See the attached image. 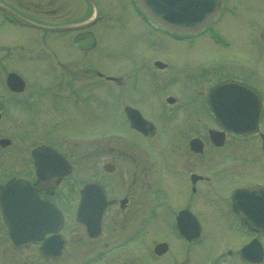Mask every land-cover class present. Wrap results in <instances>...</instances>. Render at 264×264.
Listing matches in <instances>:
<instances>
[{
	"label": "flooded vegetation",
	"instance_id": "obj_1",
	"mask_svg": "<svg viewBox=\"0 0 264 264\" xmlns=\"http://www.w3.org/2000/svg\"><path fill=\"white\" fill-rule=\"evenodd\" d=\"M114 1L118 4L120 12L126 10L134 12L133 7L138 5L136 0ZM222 5L225 12L226 6ZM102 14L106 15L107 19L110 16L106 0H0V26L5 24L29 30L31 38L35 41L36 51L39 54L44 52V56L52 60L54 78L51 92L47 94L36 91L37 97L52 99L51 106L58 109L57 112L63 118L71 109L84 111L92 105L91 112L97 116L102 127L93 132L86 130L77 136L54 134L52 130L51 134H38L37 139L29 140L37 143L28 148L25 146L19 160L13 162V165H18V170L14 173L11 172V161L6 151L11 143L0 146V185H4L11 177L27 181L41 202L42 208H36V213L46 217L44 226H40L45 229L50 227L41 232L37 231L42 236L39 241L22 239L12 242L8 235L9 226L0 207V264H140L139 241L145 245L150 257L158 260L166 254L152 253L158 242L167 241L169 249L182 250L187 245H196L210 232L211 215L206 212L200 213L197 206L200 205L198 201L204 200L209 203L227 201V207L225 204L217 207L221 227L230 235V238L224 241L230 245H223L226 254L221 253V258L227 259L229 263L222 264H251L240 258L238 250L255 234L242 227L229 209L232 190L235 187L248 186L253 181L227 188L224 180L248 165L250 157L260 160L256 155L250 156L248 148L253 143L259 154L260 136L257 132L239 136L223 130L206 103L207 91L216 82L232 78L249 83L248 79L230 74L216 75V80L202 86L197 79H201L203 74H191L197 77L196 81L188 75L187 78L192 79L194 85L191 86V92L188 90L183 92L185 100H180V114L174 116L177 122L161 129L155 113L151 110L156 104L153 99L147 100V97L154 93L150 85L158 71L165 73L159 75L160 78H164L162 80L176 83L170 64L152 51L161 40L173 39L170 32L146 17L144 21L137 16L138 25L145 34L136 31L143 34L142 40L140 35L136 34L139 42L133 43V46L119 53V58L125 57L129 61L130 68L123 70L120 64L116 79L112 80L87 63L91 52L102 49L101 38L107 32V20L103 22H106L104 25L101 24ZM93 19L94 21L87 27L71 28ZM85 30H91L95 37V45L88 49H82L75 40V36ZM23 51L24 47L0 42V70H3L0 74V119L5 116L1 110L14 99L20 106H32L30 98H27L26 80L24 88L20 91H12L6 83L9 72L17 74L19 72L15 68H4L5 61L12 60L14 55H22ZM155 55L157 57H154ZM156 60L165 62L164 66H156ZM75 61L78 62L72 64ZM76 64L79 71L74 69ZM91 70L94 71V82L98 83L94 87L90 85ZM169 78H173L172 81ZM110 82H114L115 85H107ZM179 82L181 80L177 83ZM145 83L149 86L144 85ZM185 85L182 83L179 86L184 88ZM256 87L261 95L263 107L259 130L264 132V90ZM161 89L173 97L170 102L165 99L168 104L179 103L176 94V91H179L178 85L169 87L163 84ZM91 100L94 102H90ZM127 105L138 109L144 118L155 124V132L152 135H144L130 126L124 111ZM107 112L114 119L117 115V121L120 124L122 120L125 130L106 129L107 117L104 116ZM115 112L117 114L114 115ZM203 112L207 114L208 118L205 120L207 123L204 122ZM163 114L167 119L173 115L169 111ZM169 130L175 135L178 133L180 141L172 139L173 133ZM211 130L221 134L223 140L217 136L214 143L210 139ZM160 137L163 139L162 143L154 145L152 141ZM194 138L198 141L192 143ZM126 139L130 143H127ZM135 139L141 141V145L138 144L140 148L135 145ZM77 141H82V146L74 149ZM114 141L119 143L108 145ZM219 141L220 144H216ZM123 142H126L125 148L122 146ZM195 145L199 150L194 149ZM40 146L50 148L46 152H49L51 157L44 162L50 161L53 164L51 174L38 169L37 162L32 156V150ZM76 157L78 166L84 172L83 178L76 177L75 173L80 169ZM87 182H95L97 188L105 195L103 220L99 232L95 233L84 230L76 220L80 188ZM160 205L165 208V213L161 215L165 219L163 226L155 222L159 216L156 208L161 210ZM20 208L24 213L28 211L24 206L14 209ZM50 208L55 210L57 215L58 211L60 212V224L57 222L58 217H53L49 211ZM181 209H189L199 220L201 230L198 239L188 242L177 235L174 221ZM206 222L208 226H205ZM156 230L164 233L160 235L162 239H155ZM20 234L25 236L23 232ZM60 234L64 237L65 244L60 253L55 255ZM237 237L243 239L238 243ZM172 238L177 241V245L173 246ZM259 238L264 244V234H260ZM47 239L51 241L49 245L44 242ZM44 251L48 253L47 256L42 255ZM200 258L201 254L198 253L194 264H215L211 261L202 262ZM238 260L239 262H236ZM142 263L153 264L143 261Z\"/></svg>",
	"mask_w": 264,
	"mask_h": 264
},
{
	"label": "rangeland",
	"instance_id": "obj_2",
	"mask_svg": "<svg viewBox=\"0 0 264 264\" xmlns=\"http://www.w3.org/2000/svg\"><path fill=\"white\" fill-rule=\"evenodd\" d=\"M223 1L227 11L222 19L213 27L214 30L219 32L222 38L229 41L227 46H220L221 44L214 41L212 35L207 32L196 36L193 42L187 40L177 41L168 38L163 39L160 41V44H157L156 48L152 49L158 57L170 64L172 73L176 77V83H170L168 80H162L164 78H160L159 75L165 73L163 71H158V74L154 75V79L151 80L150 86L154 93L149 94L147 100L151 101L153 99L156 104L151 110L155 113L154 115H156L161 129L167 127L169 124L171 126V124L177 122V118L174 116L177 117L180 114V100H185L183 92L187 90L191 92V86L194 85L193 82L197 79V77L191 74H203L201 79H197L202 83V86H206V84L208 85V83L216 80V75L230 74L248 79L249 84H255L264 90V0ZM106 2L109 7L110 16L107 19L106 15L102 14L103 20H101V24L104 25L106 22H103L107 20V32L101 38L102 49L101 51L97 49L91 52L89 59H87V63L92 66V68L96 67L98 71L104 75L116 77L119 72L120 64L123 70L130 68L129 61L125 57L119 58V53H123L127 47L133 46V43L139 42L137 35H140L142 40L145 31L138 25V18L132 10L120 12L118 4L114 0H106ZM136 31H140V33L143 34L136 33ZM0 42L24 47L22 55H14L12 60L5 61L4 68H15L19 74L25 78L26 85L28 86L26 90L28 93L27 98H30L29 101H31L32 105L30 107H26L25 105L20 106L14 99L1 110L2 115L6 117L2 116L0 119V136H8L11 138V144L6 148V151L11 161L10 169L12 173L18 170V165H13V162L19 160L21 151L25 146L28 148L37 143V141L34 140L38 138V134L40 133L51 134L53 132L54 134H74L77 136L83 134L86 130L93 132L102 128L100 127L97 116L91 112L93 111L92 105L89 108L90 110L85 109L82 111L77 108L71 109V111H69L70 113L63 118L61 114L57 112L58 109L51 106L52 99L46 97L42 99L40 96L37 97L36 91L41 93L47 92V94L51 92L54 76L52 64L44 56V52H41V55L36 51L35 41L31 38V32L29 30L17 29L14 26L3 24L0 26ZM154 57L157 56L155 55ZM77 62L78 61L72 62V64ZM136 64L137 63H135V66H137ZM74 69L75 71H79L78 64L74 66ZM2 71L3 70H0V74ZM90 75V85L92 87L98 85V83H95L93 80L94 71L91 70ZM166 75L169 76L167 73ZM188 75L193 77L194 81L192 79L189 80L190 78H187ZM169 79L172 81L173 78ZM179 80H181V82L177 83ZM182 83L186 84L184 88L179 86L182 85ZM109 84L114 85L115 83L112 82ZM163 84H165V86L169 85V87L178 85L179 91L177 90L176 94L179 103L168 104L166 102V97L171 94L162 91L161 88ZM144 85L149 86L148 83ZM159 96L160 99H158ZM90 102L93 103L94 100ZM167 111L173 113L172 117H169V119L163 114V112L167 113ZM153 112H151V115H153ZM175 112L177 115H174ZM108 114L109 112L104 116L107 117L105 122H107L108 127L106 129L116 128L125 130L122 120L120 124L117 121V115L116 119H114ZM115 114L117 113L115 112L114 115ZM207 118V114L203 112L204 122ZM169 131L173 133L172 130ZM30 139L34 140L29 141ZM172 139L176 142L180 141L178 133L176 135L173 133ZM127 140L128 139L125 141L127 142ZM162 140L163 139L160 137L154 139L152 142H154V145H160ZM60 142L63 143L61 140ZM77 142L74 149H79L82 146V141ZM126 142H123L122 146L124 148V143ZM134 142L136 146L138 144L141 145V141L139 142L138 139H135ZM117 143L114 141L108 145ZM248 148L250 150L249 155H256L260 160H255L250 157V160L247 161L248 165L242 167L240 171H237L234 175H229L225 178V187L228 185L227 188H230L233 185L253 180L264 183V153L259 151L258 154L256 145L254 147L253 143L249 145ZM76 159L77 157L75 160ZM78 168L80 167L78 166ZM77 172L78 173H75L76 177L83 178L84 172L82 169H77ZM198 202L200 203V205H197L198 211L200 213L206 212L211 215V230L204 238L196 245H187L182 250L171 248L165 254V257H161L158 260L152 259L146 251L145 245L139 241L138 257L145 263L179 264V262H186V264H194L197 261L198 253L201 254L200 259L202 262H207L211 256H216L221 253L226 254L224 246H226L225 244H230L224 241L229 239L230 235L221 227L217 207L219 208L223 204L227 207V201H214V203H209L204 200ZM160 206L161 210L156 208V212L158 213L159 211V216L156 218L157 220L155 222L163 226V220L165 219L161 215L165 213V208H163L162 205ZM205 220H207L206 217ZM205 226H208V222H206ZM154 233L156 240L162 239L160 235H164L160 230H156ZM242 239V237H237L236 241L238 242ZM172 241L173 246L177 245L175 239L172 238ZM228 241L230 242V240ZM221 242H223L222 245L220 244ZM234 244L237 246L236 242ZM136 249L138 250V248ZM212 259L214 260L215 257H212ZM123 261H125V259ZM236 262H239V260ZM262 264H264V260Z\"/></svg>",
	"mask_w": 264,
	"mask_h": 264
},
{
	"label": "water",
	"instance_id": "obj_3",
	"mask_svg": "<svg viewBox=\"0 0 264 264\" xmlns=\"http://www.w3.org/2000/svg\"><path fill=\"white\" fill-rule=\"evenodd\" d=\"M139 2L153 20L179 32H194L201 29L220 10V0H139ZM75 40L82 49L94 45V37L90 33L82 34L76 37ZM7 84L16 91H20L24 87V82L15 73L8 74ZM168 100L171 101L172 98H168ZM208 100L216 119L228 130L239 134L257 130L261 108L257 93L250 87L239 82H222L210 90ZM125 109L133 127L144 134L153 133L154 126L152 123L141 118L136 110L130 107ZM262 139L264 149V134H262ZM9 143L10 140L7 138L0 139V144L3 146ZM48 149L50 148L41 146L32 151L38 169H42L46 174L51 172L53 166L50 161L44 162L51 157V154L46 152ZM35 193L28 182L22 179L11 178L4 185H0V207L9 226L8 235L12 242L22 239L26 241L32 239L39 241L42 239L41 233H37V231L40 230L39 232H41L45 229L40 225L44 226L43 222L46 217L35 211L36 208H42L41 202ZM104 198V192L97 188L95 182H88L80 189V201L77 206L76 218L83 226L92 225L91 232H99L100 230L104 215ZM20 206L28 208V211L24 213L21 208L14 209ZM9 207H11V210H9ZM51 209L49 211L53 217H58L57 222L60 224V212L58 211L57 215L55 210ZM232 210L238 216L240 222L251 231L264 232V188L250 186L235 189L232 194ZM177 227L180 234L189 240L199 235V224L187 210L179 212ZM21 232L25 236H22ZM44 242L48 245L51 243L50 239ZM64 242L63 236L60 235L58 250L55 251V255L60 253ZM166 248V243H161L156 245L154 251L161 254L166 251ZM47 254L45 251L42 252V255L47 256ZM239 254L243 259L257 263L263 259L264 251L258 240L254 238L239 250Z\"/></svg>",
	"mask_w": 264,
	"mask_h": 264
}]
</instances>
